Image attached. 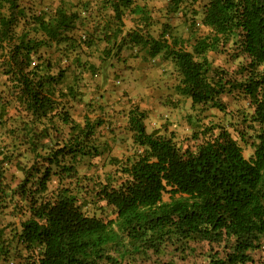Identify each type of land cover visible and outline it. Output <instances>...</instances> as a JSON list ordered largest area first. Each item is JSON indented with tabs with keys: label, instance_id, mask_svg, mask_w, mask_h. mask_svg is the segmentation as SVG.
<instances>
[{
	"label": "trees",
	"instance_id": "trees-1",
	"mask_svg": "<svg viewBox=\"0 0 264 264\" xmlns=\"http://www.w3.org/2000/svg\"><path fill=\"white\" fill-rule=\"evenodd\" d=\"M96 2L111 12L105 28L98 38H77L76 11L59 4L51 15L28 14L18 0H0V67L14 84L16 112L7 118L12 137L0 146V215L8 217L0 264H136L166 250L191 260L183 264H264L255 258L264 239V0H167L165 12L179 14L186 37L164 25L153 36L146 0ZM126 16L133 24L123 30ZM96 40L105 43L101 61L124 45L170 59L176 93L224 119L190 117L186 138L195 143L185 145L172 132L148 131L146 111L131 105L134 151L109 157L113 168L95 177L80 174L78 165L100 153L103 119L76 120L73 89L55 88L64 70L53 73L49 58L34 55ZM210 52L240 60L213 67ZM12 167L22 176L14 185ZM107 206L112 216L96 214Z\"/></svg>",
	"mask_w": 264,
	"mask_h": 264
},
{
	"label": "rangeland",
	"instance_id": "rangeland-1",
	"mask_svg": "<svg viewBox=\"0 0 264 264\" xmlns=\"http://www.w3.org/2000/svg\"><path fill=\"white\" fill-rule=\"evenodd\" d=\"M18 1L20 5H24L28 14L51 15L59 4L67 10L78 12L80 18L76 20L72 31L77 38H83L86 33H92L94 38H98L102 29L105 28L106 15L111 13L109 10L100 12L97 8V0ZM146 2L152 18L148 30L153 36L158 35L163 25L170 26L173 33L187 36L185 23L179 14L171 15L165 12L164 6L167 0H146ZM132 24L126 16L123 30H128ZM95 44L91 47H86L84 44L75 45V48L69 49L63 47V44L59 46L52 44L40 47L38 53L34 55L36 61L49 58L53 63L51 72H56L57 67L64 70V78L55 88L65 90L70 86L73 89L74 95L73 100L70 101L72 105L69 111L76 120L82 121L84 114L91 118L103 119L102 125L96 129L95 133V140L100 144V153L91 159L90 163L86 161L85 164L78 165L80 174L85 173L87 176L95 177L113 168L110 161L108 162L109 157L120 158L134 151L135 146L126 126V113L131 105H138L146 111L144 122L148 131L159 129L166 134L172 132L175 140L182 141L185 145L195 143L194 140L186 138L192 130L190 117L199 114L205 122L224 119L223 112L218 109L202 110L198 106H193L188 97L176 93L174 85L178 82L179 75L170 59H165L161 54L154 58L144 57L143 52L137 47L124 45L118 53H115L114 49L112 55L101 61L100 51L105 43L96 40ZM39 56H41L40 59ZM208 58L213 67L226 69L233 68L240 60H232L226 53L214 52L208 53ZM91 63L94 67L89 69L88 66ZM12 86L14 84L7 79V75L0 67V146L9 142L12 137L8 133V128L12 126L11 119H7L16 113L13 101L15 88ZM221 99L228 104L229 109L235 107V104L227 97ZM250 152L248 147L244 148L245 156H248ZM12 172L15 174L12 181L14 185L22 176L12 167L8 177ZM166 197L164 195V198ZM96 214L112 216L108 206L104 207L103 211L96 210ZM2 219L4 222L8 217L3 218L0 215L1 224ZM260 246V249L255 252V258L264 260V239ZM204 248L206 246L203 244L198 245V249ZM185 262H191V260H181L177 255L168 253L166 250L157 254L150 252L145 259L139 258L136 264H183Z\"/></svg>",
	"mask_w": 264,
	"mask_h": 264
}]
</instances>
